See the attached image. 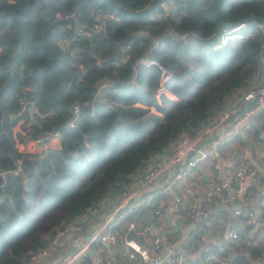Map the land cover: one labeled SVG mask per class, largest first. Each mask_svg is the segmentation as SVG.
Masks as SVG:
<instances>
[{
	"label": "trees",
	"instance_id": "16d2710c",
	"mask_svg": "<svg viewBox=\"0 0 264 264\" xmlns=\"http://www.w3.org/2000/svg\"><path fill=\"white\" fill-rule=\"evenodd\" d=\"M162 4L170 12L157 18ZM218 5L0 0V173L21 172L0 175V264H28L59 225L107 195L116 198L151 154L207 124L254 83L264 46L262 23L254 19L264 21V0H223V23L248 19L224 43L231 29L218 24ZM10 22L17 37L6 32ZM153 40L159 42L150 57L169 72L165 87L172 98H157L158 69L137 63ZM35 50L50 56L47 69L30 63L26 53ZM74 104L86 105L69 126ZM243 105L227 120L236 121ZM18 123L21 131L14 132ZM59 126L58 148L18 150L16 143L48 137ZM254 226L245 227L239 241L222 227L218 244L200 245L201 255L222 246L228 264H260L264 243L254 235L244 241ZM201 231L188 232L194 244Z\"/></svg>",
	"mask_w": 264,
	"mask_h": 264
},
{
	"label": "built area",
	"instance_id": "2783aa9c",
	"mask_svg": "<svg viewBox=\"0 0 264 264\" xmlns=\"http://www.w3.org/2000/svg\"><path fill=\"white\" fill-rule=\"evenodd\" d=\"M169 12V6L162 4V10L157 14V18L165 17ZM242 25L225 32L221 42L224 43L228 37H231V32ZM99 28L98 24L94 25L95 30ZM77 31L79 33L83 28L78 27ZM90 34L89 32L88 35ZM158 42L153 40L152 46L137 63L156 67L159 71L156 97L159 98L164 94L172 98V94L165 87V83L170 78L169 72L162 64L150 57ZM79 67L82 68V65L80 64ZM244 102L252 104L253 110L264 112V57L261 58L259 73L249 88L233 97L231 102L207 124L181 136L175 146L151 154L142 163L139 171L131 176L130 182L122 186L116 198L107 195L97 204L88 207L80 217L59 225L53 235L47 239V245L31 254L28 264H44L60 251V245L67 238H69L67 244L72 242L77 245L79 242V246L75 248L74 253L65 257L62 264H116L112 257L105 253L107 248L120 249L128 264H136L138 261L140 264H189L178 249L162 243L157 231L161 227L163 215L169 210L175 224H179L182 232L186 230L188 232L192 224L206 227V230L200 233L199 245L203 246L210 240L213 241L216 228L212 226L219 218L211 211L198 206L197 201L202 197L225 200L232 209L234 221L224 227L228 239L239 241L240 233L245 227L252 223L262 224L264 220L260 218V214L264 210V189L260 190L256 201L249 193L250 189H253V184H260L261 181L258 170L254 166L247 165L246 152L240 155V162L232 175L218 181L207 189L203 196L196 193L186 180L199 163L219 155L217 142L212 141L208 147H201L199 144L206 135L217 130ZM85 105L72 106L74 117L67 125L74 124L80 108ZM52 138H58V134L52 133L49 139L40 135L31 141L45 149ZM181 162L183 166L173 173V169L180 166ZM17 172L16 170L12 173ZM6 174L8 172L0 173L2 177ZM177 182L180 183L178 189L175 187ZM153 185L160 187L156 192H147ZM156 194H162L166 199L165 203L155 206ZM170 198L173 201L168 207ZM254 202L255 205H252ZM144 212L146 219L142 222L137 216L138 213ZM188 244L189 242L183 243L184 247ZM218 250V252H207L205 261L212 264H228L229 255L224 254L222 246ZM263 262L264 254L260 264Z\"/></svg>",
	"mask_w": 264,
	"mask_h": 264
},
{
	"label": "crops",
	"instance_id": "0c3cea01",
	"mask_svg": "<svg viewBox=\"0 0 264 264\" xmlns=\"http://www.w3.org/2000/svg\"><path fill=\"white\" fill-rule=\"evenodd\" d=\"M238 112L236 121L227 120L217 130L206 135L204 140H202L199 144L201 147H208L211 142L214 141L219 145V155L216 158L208 159L199 163L197 167L186 177V180L191 188L201 196H203L206 190L218 181L232 175L234 169L240 162V155L244 152L248 154L247 165L254 166L258 171H260V174L264 175V112L255 109L253 110L252 104L241 106V111L239 110ZM14 128L20 131L19 123ZM18 130L13 131L16 132ZM49 138L50 135L48 136V139ZM28 141L29 139L27 138L24 143H16V146L19 147H17L18 150L24 153L39 154V150L30 148ZM59 145V138H52L46 146L50 148H58ZM216 165L218 166L217 168ZM181 166H183V162L180 163V166H176L175 169H173V173H175V171H177ZM260 179L261 183L256 185L253 184V189H250L249 191L255 201L259 196L260 190L264 189V176L263 179ZM179 186L180 183L177 182L175 184L176 189H178ZM158 187H160V185H153V187L148 189L147 192H156L159 189ZM156 197L157 200L155 206L165 203L166 199L162 194H156ZM172 201V198L168 200V207L171 205ZM197 203L200 208L211 211L219 218L218 222L212 226L216 228L214 233L215 239L213 241L210 240L208 243L203 245V248L206 249L205 247H207L209 243L216 242L218 244L219 231L222 230V227L232 224L234 217L231 212L232 209L227 205L225 200L219 198L217 200L205 199L202 197L197 201ZM252 205H255V202ZM166 213L163 215L161 227L159 231H157L158 235L161 237L162 243L166 246L178 249L182 253V257H184L189 264H212V262H206L204 258L207 254L206 252L209 251L205 250L203 255H201V250L204 249L199 248V243L194 244L191 237L188 236V232L192 229V227H198L199 231H203L206 227H200L198 224H192L188 232L187 230L182 232L180 226H178L179 224H175V220H173L172 215H170V211L167 210ZM137 217L143 222L146 219V214L145 212L138 213ZM257 225L255 224L256 229H263L264 222ZM249 233H251V230ZM245 236L246 240L249 235L247 234ZM68 241L69 238L65 239L60 245V251L49 258L44 264H61L65 257L70 255L75 248H78L79 242L76 245L72 242L71 244H67ZM184 242H189L187 247H184ZM105 253L112 257L116 264H128L127 259L122 255L121 250L118 248H107ZM136 264H140V262L138 261Z\"/></svg>",
	"mask_w": 264,
	"mask_h": 264
},
{
	"label": "rangeland",
	"instance_id": "374dc122",
	"mask_svg": "<svg viewBox=\"0 0 264 264\" xmlns=\"http://www.w3.org/2000/svg\"><path fill=\"white\" fill-rule=\"evenodd\" d=\"M7 24L9 25V27H8V29H6V32L9 35H13L14 37H17L18 34L14 31L13 24L11 22L10 23H7ZM10 28H12V29H10ZM26 54L28 56V59H29L30 63L32 65H34L40 71L45 70V69L48 68V65H49V62H50V56L44 55L40 51H37V50H35V51H29ZM13 130H18V129H15L14 128ZM20 131H21V128H20ZM22 133H25V132H22ZM35 134H36V132H35ZM50 137H51V134H50ZM28 142H29L30 148H32L34 150H39L40 151L39 154L42 153V152H44L47 148H50V147H47L46 146L45 149H42L41 147L33 144L32 141L29 140ZM257 226H260V225H257ZM260 231H262V232H260ZM253 234H254V237L258 241L264 243V227H263V229L262 228L256 229V226H255V228L253 227L251 229V233H248V235H249V237H252ZM249 237L246 240H244V241L248 243L249 242Z\"/></svg>",
	"mask_w": 264,
	"mask_h": 264
},
{
	"label": "water",
	"instance_id": "95a60500",
	"mask_svg": "<svg viewBox=\"0 0 264 264\" xmlns=\"http://www.w3.org/2000/svg\"><path fill=\"white\" fill-rule=\"evenodd\" d=\"M222 4H223V0H219V5H218V8L216 10V19H217V22H218V24L220 25L221 28H223V29H232V28H235V27L239 26L243 22L248 21V19H247V20H245L243 22L223 23L221 21V19H220V16H219V11H220V8H221ZM254 20L260 21L262 23V27H263V30H264V21L260 20L258 18H255ZM263 57H264V46H263ZM97 97H99V94L97 95ZM60 128H61V126L57 127L54 130L53 133H57L58 129H60ZM7 175H15V176L16 175H21V172L20 171L17 172V173L8 172ZM263 264H264V262H263Z\"/></svg>",
	"mask_w": 264,
	"mask_h": 264
}]
</instances>
